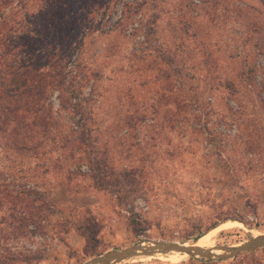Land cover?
Wrapping results in <instances>:
<instances>
[{
	"label": "rangeland",
	"instance_id": "374dc122",
	"mask_svg": "<svg viewBox=\"0 0 264 264\" xmlns=\"http://www.w3.org/2000/svg\"><path fill=\"white\" fill-rule=\"evenodd\" d=\"M91 2L71 58L93 88L92 129L111 135L99 137L109 182L94 188L71 159L59 167L64 155L49 141L32 157L0 152L1 264H81L137 244H192L227 217L241 226L214 245L264 233V0ZM47 100L65 133L76 116L58 109L55 90ZM34 191L43 198L32 200ZM88 221L86 242L79 225ZM168 252L117 264H264V248L177 262Z\"/></svg>",
	"mask_w": 264,
	"mask_h": 264
},
{
	"label": "trees",
	"instance_id": "16d2710c",
	"mask_svg": "<svg viewBox=\"0 0 264 264\" xmlns=\"http://www.w3.org/2000/svg\"><path fill=\"white\" fill-rule=\"evenodd\" d=\"M91 1V4H100L102 0ZM89 6V0H0V152L32 157L49 141V150L64 155L59 167L67 164L65 158L71 159L69 163L76 167L75 172L83 174L78 167L84 164L91 172L93 187L102 188L109 181L101 176L100 163H104L100 156H107V148L99 137L108 135L109 130L92 129L87 106L93 88L88 85L89 77L80 72L82 63L76 57L71 58L74 48L78 47L79 22L83 21V12ZM77 75L79 80L71 83L70 78ZM83 87L90 91L86 96L82 95ZM54 90L58 109H69L71 117L76 116L65 126V133L62 132L64 125L61 127L50 119V107L45 106L49 104L48 94ZM262 104L260 108L264 110ZM33 194L32 200L43 198L42 191ZM229 219L234 218H223L220 222ZM218 224L214 222L198 232L197 238ZM79 226L86 242L94 240L90 228L94 227L93 222ZM19 255L22 261L32 258L30 254Z\"/></svg>",
	"mask_w": 264,
	"mask_h": 264
},
{
	"label": "water",
	"instance_id": "95a60500",
	"mask_svg": "<svg viewBox=\"0 0 264 264\" xmlns=\"http://www.w3.org/2000/svg\"><path fill=\"white\" fill-rule=\"evenodd\" d=\"M264 248V233L251 236L249 239L232 245H214L211 248L192 244L173 242H151L148 245L137 244L125 248L112 249L100 253L81 264H117L135 256H146L154 252L174 251L205 258H228L240 252ZM212 250H217L213 253Z\"/></svg>",
	"mask_w": 264,
	"mask_h": 264
},
{
	"label": "bare ground",
	"instance_id": "6f19581e",
	"mask_svg": "<svg viewBox=\"0 0 264 264\" xmlns=\"http://www.w3.org/2000/svg\"><path fill=\"white\" fill-rule=\"evenodd\" d=\"M234 226L239 227V226H241V224L238 223L237 221H234V220H229V221H225L223 223H220L215 228L211 229L210 231L206 232L201 237H199L194 242V244L199 246V247H202V248L203 247L211 248V247H213L214 242L219 237L221 232H223L224 230L229 229L231 227H234ZM254 235H256V233ZM212 252L217 253L218 251L212 250ZM167 254H169V258H170L169 260H172L173 262H177V261H179V258H181V254H184V253L170 251Z\"/></svg>",
	"mask_w": 264,
	"mask_h": 264
}]
</instances>
